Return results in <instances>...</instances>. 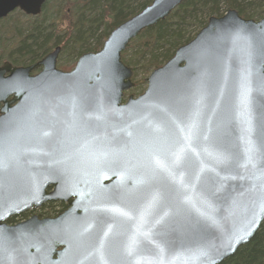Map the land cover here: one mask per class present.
I'll return each mask as SVG.
<instances>
[{
  "label": "water",
  "instance_id": "1",
  "mask_svg": "<svg viewBox=\"0 0 264 264\" xmlns=\"http://www.w3.org/2000/svg\"><path fill=\"white\" fill-rule=\"evenodd\" d=\"M184 1L153 0L71 71L59 48L36 76L0 69V264H157V248L163 264H220L259 230L264 17L209 18L124 102L122 53ZM44 3L0 0V19ZM58 200L69 208L56 217L5 223Z\"/></svg>",
  "mask_w": 264,
  "mask_h": 264
},
{
  "label": "trees",
  "instance_id": "2",
  "mask_svg": "<svg viewBox=\"0 0 264 264\" xmlns=\"http://www.w3.org/2000/svg\"><path fill=\"white\" fill-rule=\"evenodd\" d=\"M153 0H46L42 14L33 18L17 10L0 22L2 56L23 65L42 58L59 47L58 66L70 70L78 58L99 51L111 32ZM242 17L260 20L264 3L257 0H185L155 26L143 30L122 53L133 71L134 87L141 94L146 79L164 65L175 51L192 40L209 18L229 10ZM45 209L56 213L57 206ZM54 211V212H53ZM220 264H264V221L253 238Z\"/></svg>",
  "mask_w": 264,
  "mask_h": 264
},
{
  "label": "flooded vegetation",
  "instance_id": "3",
  "mask_svg": "<svg viewBox=\"0 0 264 264\" xmlns=\"http://www.w3.org/2000/svg\"><path fill=\"white\" fill-rule=\"evenodd\" d=\"M45 3H46V0H45ZM45 3H44L43 6H42L41 12H40L39 14H37V15L27 14V13H25L24 11H22V10L19 9V8L15 9L13 12L19 10V11H21L22 13H24L26 16H30V17H33V18H37V17H39V16L42 14V10H43V7H44ZM13 12H11L10 14H12ZM10 14H8L7 16H9ZM7 16H6V17H7ZM6 17H4V18H6ZM4 18L0 19V22H1ZM57 48H59V47H57ZM57 48H56V49H57ZM56 49H55V50H56ZM1 50H2V48H1V46H0V69L3 68V67H5V66H6V65H5L6 63L10 64L13 68H29V67H32L31 70H30V72H29V75H30V76H36V75H38V74L43 70V66L38 65V64H39L41 61H43V60H44L49 54H51L52 52L55 51V50H53V51L49 52L48 54H46V55L43 56L42 58H39V59L35 60L34 62L27 63V64H23V65H18V64H14V63L11 62L10 60L6 59L5 57H1V56H2V51H1ZM59 51H60V49H59ZM58 56H59V53H58ZM58 56H57L56 67H57L59 70H62V71H70V70H72V69L75 67L76 64H75L74 67H73L72 69H70V70H63L62 68H60V67L58 66ZM78 59H79V58H78ZM77 61H78V60H77ZM76 63H77V62H76ZM9 75H10V72H9V71L5 73V77H7V76H9ZM15 100H16V99H15V94L9 95V96L5 99L6 103H7V102H11V101H13V103L11 104L12 107L15 106V105L18 103V100H16V101H15ZM125 101H126V99L124 100V102H125ZM4 105H5L4 102H0V116L3 115V113H2V109H3ZM12 131H13V130H12ZM7 132H10V130H9V131H4L3 133H7ZM13 133H14V131H13ZM18 133H19V132H18ZM14 135H15V133H14ZM26 138H27V136L24 135L23 140H26ZM9 139H10L11 142H12V143L9 142V146H10V148H15L14 144H15L16 142H19V139H18L17 135H15V136H13V137H9ZM20 139H21V138H20ZM23 140H22V141H23ZM1 143H2L3 145H6L5 142H1ZM53 189H54V186H50V187L47 188V191L50 192V191H52ZM49 204H53L52 207H53V206H57L56 209H55L56 213L53 214V215H48V214L45 212V209L49 206ZM68 208H69V204H68L67 202H64V201H61V200H58V201H48V202H45V203H43L42 205H40V206H38V207H32V208H30V209H27V210L21 212V213L11 215V216L5 221V223L8 224V225H10V226H14V225H17V224H19V223H22V222L27 221L28 219H30V218H31L32 216H34V215L38 216L39 219H44V218H47V217H48V218H53V217H56V216L62 214V213H63L64 211H66ZM53 212H54V211H53Z\"/></svg>",
  "mask_w": 264,
  "mask_h": 264
},
{
  "label": "snow or ice",
  "instance_id": "4",
  "mask_svg": "<svg viewBox=\"0 0 264 264\" xmlns=\"http://www.w3.org/2000/svg\"><path fill=\"white\" fill-rule=\"evenodd\" d=\"M144 239L145 240H148V235L147 234H144ZM161 251L162 250H160V249L157 248V252H156V261H157V264H163V259H162V256L160 255ZM148 264H152V262L149 261Z\"/></svg>",
  "mask_w": 264,
  "mask_h": 264
},
{
  "label": "rangeland",
  "instance_id": "5",
  "mask_svg": "<svg viewBox=\"0 0 264 264\" xmlns=\"http://www.w3.org/2000/svg\"><path fill=\"white\" fill-rule=\"evenodd\" d=\"M151 72H152V71H151ZM149 75H150V74H149ZM132 78H133V77H132ZM132 81H133V80H132ZM133 83H134V82H133ZM134 85H135V84H134ZM146 86H147V81H146ZM133 87H134V86H133ZM133 87H132V88H133ZM132 88H131V89H132ZM131 89H130V90H131ZM128 92H129V91H128ZM143 92H144V91H143ZM126 94H127V93H126ZM141 94H142V93H141ZM141 94H133V93H131V94H129V95H133L134 97H137V96H139V95H141ZM127 96H128V95H126L125 98H126Z\"/></svg>",
  "mask_w": 264,
  "mask_h": 264
}]
</instances>
